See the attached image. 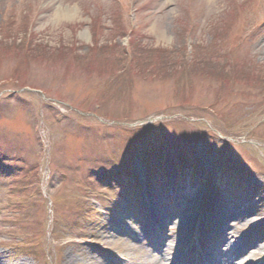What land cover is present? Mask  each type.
I'll return each instance as SVG.
<instances>
[{
  "label": "rangeland",
  "instance_id": "1",
  "mask_svg": "<svg viewBox=\"0 0 264 264\" xmlns=\"http://www.w3.org/2000/svg\"><path fill=\"white\" fill-rule=\"evenodd\" d=\"M1 90L0 264H171L183 237L194 258L231 264L236 243L264 264V0H0ZM208 125L240 142L206 141ZM132 140L150 164L123 163ZM160 145L206 171L151 183ZM90 177L118 194L95 222ZM153 223L165 233L145 239Z\"/></svg>",
  "mask_w": 264,
  "mask_h": 264
},
{
  "label": "bare ground",
  "instance_id": "2",
  "mask_svg": "<svg viewBox=\"0 0 264 264\" xmlns=\"http://www.w3.org/2000/svg\"><path fill=\"white\" fill-rule=\"evenodd\" d=\"M155 218H156V215H155ZM229 239V238H228ZM239 241V240H238ZM227 242V241H226ZM238 250V247L235 248V250L233 249L231 251L232 255H234V253ZM235 251V252H234ZM243 254V251H240L239 254L236 256V257H233L231 259L232 262H234L235 264H238L239 263V256Z\"/></svg>",
  "mask_w": 264,
  "mask_h": 264
},
{
  "label": "trees",
  "instance_id": "3",
  "mask_svg": "<svg viewBox=\"0 0 264 264\" xmlns=\"http://www.w3.org/2000/svg\"><path fill=\"white\" fill-rule=\"evenodd\" d=\"M141 47H142V46H141ZM143 47H144V46H143ZM143 47H142V48H143ZM133 53H134V52H133ZM137 53H141V52H140V51H138ZM134 54H135V53H134ZM140 63H141V62H140Z\"/></svg>",
  "mask_w": 264,
  "mask_h": 264
}]
</instances>
